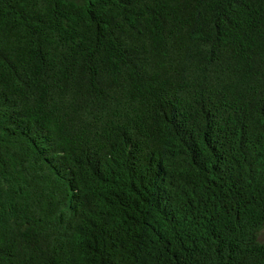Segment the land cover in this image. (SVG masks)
Listing matches in <instances>:
<instances>
[{"label": "trees", "instance_id": "16d2710c", "mask_svg": "<svg viewBox=\"0 0 264 264\" xmlns=\"http://www.w3.org/2000/svg\"><path fill=\"white\" fill-rule=\"evenodd\" d=\"M264 0H0V264H264Z\"/></svg>", "mask_w": 264, "mask_h": 264}, {"label": "rangeland", "instance_id": "374dc122", "mask_svg": "<svg viewBox=\"0 0 264 264\" xmlns=\"http://www.w3.org/2000/svg\"><path fill=\"white\" fill-rule=\"evenodd\" d=\"M259 239L260 241L264 242V231L260 233Z\"/></svg>", "mask_w": 264, "mask_h": 264}]
</instances>
